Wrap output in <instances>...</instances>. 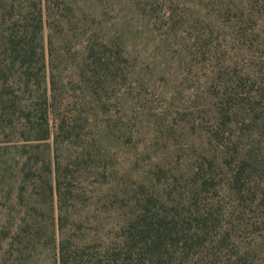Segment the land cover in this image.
Listing matches in <instances>:
<instances>
[{"label": "rangeland", "instance_id": "1", "mask_svg": "<svg viewBox=\"0 0 264 264\" xmlns=\"http://www.w3.org/2000/svg\"><path fill=\"white\" fill-rule=\"evenodd\" d=\"M4 2L0 0V15ZM132 2L169 5L175 16L146 24ZM98 5L114 30L117 22H125L123 39L131 61L136 70L144 69L128 73L122 90L126 96L112 106V115L103 116L116 119L124 112L129 122L114 135H102L107 150L95 160L70 165L62 219L56 196L39 207L21 197L25 142L16 130L0 129V264H59L60 228L80 243L96 245L99 234L140 228L141 215L152 219L155 214L173 228L200 225L210 234H204L208 241L203 245L181 250L182 260L175 243L172 262L148 254L141 264H200L203 254L217 259L244 254L252 264H264V23L243 34V0H99ZM44 34L47 40V29ZM211 49L217 56L211 64L217 67L209 73V57L203 54ZM243 62L256 71L257 80L245 79L250 93H244V109L238 103L243 94L229 103L232 119L221 125L226 139L218 136V141L228 140L225 150L234 164L243 149L255 154L252 186L262 192L256 201L253 191L243 197L229 188L228 162L221 166L218 159L211 165L206 159L213 157L217 143L211 134L220 119L214 115L224 107L222 97L226 100L219 85L230 80L228 72L238 73ZM195 166L217 174L215 181L202 185Z\"/></svg>", "mask_w": 264, "mask_h": 264}, {"label": "trees", "instance_id": "2", "mask_svg": "<svg viewBox=\"0 0 264 264\" xmlns=\"http://www.w3.org/2000/svg\"><path fill=\"white\" fill-rule=\"evenodd\" d=\"M98 1L5 0L0 15V129L16 130L18 138L25 142L26 150L21 154V197L26 195L39 207L56 196L61 219L68 199L70 165L95 160L101 150H107L101 142L102 135H114L128 124L129 118L124 112L116 119L105 120L103 116L112 115V106L117 101L120 104L126 96L122 90L127 85L128 73L137 75L144 70H136L131 61L123 39L127 31L125 22H117L118 30H114L104 20ZM132 5L138 19L146 24L175 16L174 8L169 5L139 2ZM258 22L264 23V0H243V34L258 31ZM159 44L163 45L162 40ZM247 49L249 46L244 50ZM212 52L211 49L203 54L209 57L206 58L209 73L217 67L211 64L217 57ZM231 63L227 61L226 68L230 69ZM229 74L230 80L219 85L224 89L226 100L222 97L224 107H218L214 115L217 121L220 119L217 130L211 134L217 143L213 157L206 156V159L211 165L218 159L221 166L228 162L229 188L243 197L253 191L252 201H256L262 192L258 194L252 186L255 154L243 149V155L234 164L229 159L230 151L225 150L228 140L218 141V136L226 139V129L221 125L232 119L229 103L243 94V101L238 103L245 108V94L250 91L247 92L244 82L248 77L257 80L256 71L243 62L238 73ZM133 136L130 135V140ZM52 145L54 160L48 153ZM194 174L204 186L212 184L217 176L199 166H195ZM138 220L142 224L140 228H127L115 236L99 234L96 245L80 243L78 237L60 228L59 264H141L148 254L159 255L163 262H172L170 253L175 243L180 245L175 254L180 253L182 260L181 250L203 245L208 241L204 234H210L209 228L200 225L199 228L193 225L173 228L160 214L153 215L152 219L141 215ZM220 239L223 241V237ZM243 255L228 259L221 255L217 259L203 254L199 263L252 264Z\"/></svg>", "mask_w": 264, "mask_h": 264}]
</instances>
